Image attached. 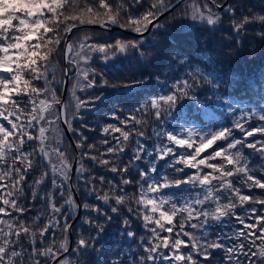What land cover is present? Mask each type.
Returning a JSON list of instances; mask_svg holds the SVG:
<instances>
[{"label": "snow or ice", "instance_id": "1", "mask_svg": "<svg viewBox=\"0 0 264 264\" xmlns=\"http://www.w3.org/2000/svg\"><path fill=\"white\" fill-rule=\"evenodd\" d=\"M180 2L181 0H176L177 4ZM144 3L145 0H123L121 3L116 0H98V4L96 0L87 4H77V0H0V264H69L67 259L58 257L68 252V233L72 227L70 221L79 207L72 197L74 188L69 183L72 164L68 161L62 137L56 141L55 148L49 150L46 144L50 139L46 133L61 123L76 138L75 149L78 155L74 157L77 163L75 191H82L84 196L94 197L106 206L110 200H114L116 205L134 200L138 206L127 208L128 216L122 221L123 234L129 238L134 237L135 233L130 230L132 220L129 217L140 218L142 215V224L147 235L140 237L138 245L143 254L137 256L132 252V258L127 264H202L200 258H203V264H212L214 250L223 253L216 264H264V196H250L241 191V187L264 190V176L257 175L264 173V163L257 168L250 167L249 160L242 153L243 148L251 149L258 153L259 159L264 162V139H256L258 133L264 136V107L253 108L247 112L241 110V115L232 127L201 132L194 127L184 128L181 125L178 130H168L164 126L165 120L174 118L173 112L177 110L181 98L188 97L198 102L195 95L189 97V90L200 83L202 74L197 68L187 73L192 83H189L188 79L177 80L170 86L167 95L152 97L139 108L129 110L132 115L122 120V125L130 121L137 125L145 123L137 120L135 113L141 110L147 112L150 105L155 110V118L160 121V126L152 129L156 140L152 147L145 143L143 132L136 135V146L131 152L132 159L127 164H122L119 157L125 153L126 149L122 145L129 141L128 131L115 125L104 127L105 134L120 132L121 135L115 137V145L106 147L99 155H93L91 153L96 146L87 144L88 136L81 128L73 125L74 119L80 120L81 127L87 128L79 113L82 110H91L95 102L101 99V96H94L81 100L76 96L77 89L81 92L97 87L128 89L146 86L151 78L140 77L123 84H110L104 78L105 73H97L88 67L92 56L74 52V45L66 36L63 48L66 66L61 77L58 76L60 69L53 64L56 58L53 53L60 55L55 46L61 44L63 34L71 32L78 25L99 24L102 28L119 25L141 34L147 32L149 27L160 29L164 27L158 22L160 15L176 6L172 0H153L139 16L134 15L139 8L144 7ZM66 5H70L74 12L80 13L65 17L70 23L59 21ZM209 5L217 9L223 8L224 13L232 17L231 27L236 35L253 21L264 23V15L251 18L245 16L242 20H237L235 9L231 5L217 3V0H203L202 8L199 4L193 5L190 15L187 11L184 15L193 22L214 26L220 22V15L213 12ZM185 8H188L187 3ZM50 23L55 27H49ZM53 32L57 34L48 36ZM34 37L35 43L32 42ZM87 39L86 37L85 40ZM85 47L89 48V53L102 54L105 67H108V62L115 59L117 52L138 50L142 47V42L137 40L124 43L117 40L115 45H87L82 42L80 48ZM139 57L148 60L149 54L139 52ZM73 75L77 82L69 90L70 99L62 101L57 92ZM204 79L211 83L207 76H204ZM36 81H42L43 87L34 86ZM213 87L217 88L219 85ZM13 96L16 98L12 99ZM41 96L45 99H39L37 106L36 100ZM225 103L228 102L225 100ZM29 107L32 109L31 114L21 120L25 108ZM228 110L235 112L236 109L228 104ZM112 115L115 116V113ZM48 116H53V119L49 120ZM254 117L261 123L249 130L247 125ZM235 130L240 131L242 138L237 139L233 135ZM88 131L93 129L88 128ZM193 136L199 140L195 153L186 155L181 152L177 156L178 148L193 147ZM249 137L252 138L251 141ZM217 141L226 142V148L217 145V149L210 155L196 158ZM30 142H38V149L25 151V146ZM103 143L107 145L109 142L104 140ZM37 156L40 160H37ZM105 156H114L117 159H105ZM216 158H220L221 162H214ZM85 159L91 162L93 169L84 166ZM161 161L164 162L163 167L173 169L175 173H183L185 179L169 181L158 169ZM42 162H46V170L29 183L28 176ZM142 163L147 164L146 169L140 166ZM133 167L139 172V180L136 182L138 198L128 196L124 187L133 183L131 179L124 178ZM185 167L194 169L195 172L188 174ZM204 167L210 171L204 172ZM100 168L104 170V174L96 176L94 169ZM108 174L115 175L109 180ZM116 176L120 177L119 183L115 182ZM237 176L242 177L241 187H237L230 179ZM48 179L51 180L52 191L59 190L61 199L67 193L63 204L57 206L55 197L42 191L41 186L46 185ZM181 185L189 186L183 189L189 194L180 197L178 204L173 196L165 195L164 190L175 188L181 191ZM28 193L31 194L33 206L36 202L47 204L48 218L42 228L26 225L23 219L31 210L24 203ZM83 208L86 212H95L99 219L101 212L96 204L84 203ZM238 208L242 210L240 213L237 212ZM111 212L118 213V208L112 207ZM103 216L107 222H111V216L106 213ZM177 216L180 217L178 230L177 224L173 223V218ZM35 220L41 221L42 216L38 214ZM229 220H234V223L229 225ZM163 221H167L169 226ZM85 223L94 225L97 230L96 237L78 239L76 247L72 250L73 255L79 252L87 253L90 248L95 251L94 243L104 231V225L95 221L86 218ZM214 224L229 230L220 231L216 233L215 239H211L210 229ZM186 226L196 230L199 235L186 231ZM164 232L167 235H162ZM57 233L64 236L59 246L56 245ZM49 237L51 243L43 247ZM24 238H28L27 247L22 243ZM257 241L258 251L255 250L258 247ZM165 250L167 255L164 254ZM120 255L121 253H117V256ZM112 264H125V261L117 259Z\"/></svg>", "mask_w": 264, "mask_h": 264}, {"label": "trees", "instance_id": "2", "mask_svg": "<svg viewBox=\"0 0 264 264\" xmlns=\"http://www.w3.org/2000/svg\"><path fill=\"white\" fill-rule=\"evenodd\" d=\"M173 1L175 0H172V2ZM191 1L194 0L184 2L176 10L160 20L159 23L164 27L160 29L152 28L147 35L141 38L132 37L119 31H104L99 29L79 30L72 33L71 42L74 46L76 45V35L81 36V33L86 35L89 41L91 40L98 45H115L117 40L124 43L137 40L141 41L142 47L140 49H129L124 55L118 57L116 60H110L108 62V67H105L104 61L101 58L91 60L89 67L97 73H105L104 78L107 79L110 84H123L140 77L151 78L146 86L140 85L128 89L97 87L90 89L85 93L84 96H86L87 99L94 96H101V99L95 102V105L91 110H83L79 113L82 117L83 124L87 125V128L81 127L80 120H73L74 127L81 128V131L88 136L87 144H94L96 146L91 154L99 155L101 152L105 151L106 147L115 145V137L121 135L120 132H110L109 134L103 133V128L108 125H115L117 128H122L124 131L130 133L129 141L122 145L126 149L123 156L119 157L122 164H127L131 161V152L136 146V135L139 132L144 133L145 143L149 147L155 145L156 140L154 139L152 129L155 128L156 125L160 126V121L156 120L155 111L152 108L148 107L147 112L141 110L140 112L135 113L136 119L142 120L145 123L137 125L134 121H130L128 124L122 125L121 121L132 115L129 111L130 109L134 110L139 108L145 101L157 96L160 91L166 94L167 92L164 90V86L167 83H173L178 79L188 77L187 73L197 68H201L205 75H201L199 85L190 89L189 95L202 94L203 96H208L210 85L213 87V85L218 84L219 87L217 88L221 95L228 97L234 102L257 105L264 100V35H261L264 33V23L253 21L246 25L239 35H236L231 27L232 17L224 13L223 8L218 10L212 5H209V7H212L213 12L220 15V22L214 26L193 22L188 16H185V11H187L189 15L192 11V7L189 5ZM198 1L203 3V0ZM223 1L224 0H217V3L221 4ZM90 2L91 0H77V4H87ZM116 2L121 3L123 0H116ZM151 2H153V0H145L144 7L139 8L134 15L139 16L141 12L148 8ZM96 3L98 4V0H96ZM185 3H187L188 8L191 9H186ZM227 5H231L235 9V18L237 20H242L245 16L251 18L252 16L264 15V0H229ZM79 14V12H74L70 5H66V8L63 10V15H60L59 17V21L70 23V21L65 20V17ZM124 29L132 30L129 28ZM65 36L66 34H63L61 36V44L55 46L59 49L60 55L56 56V54L53 53V56L56 57L53 60V64L60 69L58 76L61 77L63 70V48ZM50 37H52V35ZM49 47H51V45H49ZM130 52L133 53L131 57L127 56ZM139 52L149 54L148 60L141 59L139 57ZM109 55L111 56L112 54L109 53ZM204 76H207L208 79L211 80V83L206 82ZM74 78L73 75V78L69 83L66 101L70 99L69 90L74 82ZM189 82L192 83V80L190 79ZM99 83L100 80L99 77H97V84ZM61 90L62 88L58 90L59 99L61 98ZM87 99L84 97L83 100ZM184 105L185 100L181 102L180 99L178 101L177 110H174L173 113L180 111ZM188 108L189 114L191 108L190 106ZM73 112H75V109H73ZM113 113H115V116L112 115ZM181 114L177 116L178 119L181 118ZM223 123L224 127H232L234 120L229 118L224 119ZM259 123L258 119L253 118L247 127L250 130L251 128L258 126ZM60 128L62 130L61 125ZM88 128L93 129V131H88ZM233 135L237 139L242 138V134L239 130H235ZM62 138L64 148L67 149L66 155H68V161L71 163L74 159L75 153L63 130ZM72 138L75 142L76 138H74L73 135ZM248 139L249 141L252 140L251 137ZM256 139H264V136H261V134L258 133L256 134ZM104 140H108L109 143L105 145L103 143ZM217 145L221 148H226V142L218 141L211 147L206 148L204 152L200 153V156L196 158L199 159L210 155L214 149H217ZM33 148H36V142H30L25 146L24 150L31 151ZM242 153L243 156L249 160L250 167L257 168L264 163L259 159V154L251 149L243 148ZM104 158L117 159V157L114 156H105ZM37 160H40V158L37 157ZM9 162H11V160H9ZM214 162L220 163V158H216ZM83 163L86 168H94L91 162L87 159H85ZM140 166L145 169L147 168L146 163H142ZM177 166L184 167L183 165ZM46 168V162L40 163L39 166H37L28 176V182L30 183L32 180L38 178L41 172L46 170ZM162 168L163 164L160 163V166H158L159 171H161ZM208 171L210 170L204 167V172ZM185 172L192 174L195 170L185 167ZM94 174L96 176L102 175L104 174V170L102 168L94 169ZM114 175L115 174H108L107 179H113ZM164 175L168 177L169 181L185 179L183 173H175L173 169L170 168L165 170ZM257 175L264 176V173H257ZM124 178L133 181L131 185L124 186L126 194L138 198V184L136 182L139 180V172L134 167L130 168ZM241 178L242 177L237 176L230 179L233 180V183L237 187H241ZM119 180L120 177L116 176L115 182L119 183ZM73 183L76 188V173ZM44 186L46 188L44 191L47 193L49 191L52 192L50 179L46 181V185ZM185 186L186 185H181V191L172 188L165 189L164 192L178 197L185 193L183 191ZM41 187L43 188V186ZM97 187L99 188L100 186L97 185ZM241 191L243 194L250 196H264V190L257 188L249 190L241 187ZM77 193L81 204V213L80 217L72 227L73 246L62 259H67L69 264H112V262L117 259L123 260L125 261V264H127V261L132 258V252H135L137 256L143 254L140 247H138L140 237L147 235L143 228L142 215L140 218L129 217L132 220L130 230L135 233V236L129 238L123 234L124 226L122 221L128 216L127 208L130 206L138 207L134 203V200H128L121 205H116L114 200H110L109 205L106 206L103 205L102 202L97 201L94 197L84 196L82 191ZM52 195L55 197L57 206L63 204L64 199H67V193L63 199L60 198L59 190L54 191ZM222 202L227 203L226 200H222ZM24 203L26 207L31 209L23 217L26 225H30L37 229L42 228L43 223L46 222L48 218L47 204L44 202H36L33 206L30 193H28L27 200ZM84 203L96 204L100 207L101 215L99 219H97V214L95 212H86L84 210ZM112 207H117L118 213H112ZM241 211V209H237L238 213ZM76 212L77 210L74 212L71 221L75 217ZM104 213L112 217L110 223L104 219ZM38 214L42 216L41 221L35 220V217ZM13 215H15V213H13ZM86 218L95 221V223L104 225V231L94 243L95 251L90 248L87 253L79 252L73 255L72 250L76 247V241L78 239L81 237L86 239L96 237V228L92 224L85 223ZM179 219V216L173 218V223L177 224V230ZM228 223L231 225L234 223V220H229ZM185 230L196 232V230L189 229L187 226ZM228 230V228H223L222 226L214 224L210 229V238L215 239L216 233ZM196 234L199 235L198 232H196ZM162 235H167V233L164 232ZM27 239L28 238H24L22 240V243H24L26 247L28 246ZM38 239L39 236H37V240ZM63 239V234L57 233L56 245L59 246V243L63 241ZM48 243H51V237H49V240L43 247H47ZM257 245L258 247L255 249L256 251L259 250V241H257ZM117 253H121V255L117 256ZM164 254H168L167 250H165ZM222 255L223 253L219 250H214L213 258H211L212 264H216L217 260H219ZM200 259L203 264V258Z\"/></svg>", "mask_w": 264, "mask_h": 264}, {"label": "rangeland", "instance_id": "3", "mask_svg": "<svg viewBox=\"0 0 264 264\" xmlns=\"http://www.w3.org/2000/svg\"><path fill=\"white\" fill-rule=\"evenodd\" d=\"M196 4H199L200 7L202 8V3L200 1H198V0H194V1H191L189 3V5L192 8H193V5H196ZM187 9H191V8H187ZM62 12H63V10H62ZM49 17H50V14H49ZM48 26L49 27H53V28L55 27V25L51 24V23ZM56 34L57 33L53 32V33H49L48 36H51V35L55 36ZM142 37H144V36H142ZM85 38H86V35H84L83 33H81V36L76 35V37H75L76 45L74 46V52L79 51V52H82L84 55H89L90 54L93 59H98V58L102 59V54L96 53V52L89 53V48L88 47H85L83 49L80 48V44L82 42H85L87 45H98V44L93 43L91 40L90 41L88 39L85 40ZM138 38H141V37H138ZM133 39H137V38H133ZM32 42L35 43V37L33 38ZM132 54L133 53L130 52L127 56L131 57ZM88 67H89V65H88ZM199 69H200L201 74L205 75V73L202 71V69L201 68H199ZM25 78H29V77H25ZM184 79H188L190 81L189 77H184V78L178 79V80H184ZM37 82H39V83H37ZM76 82L77 81L74 78V82L72 83V85L74 83H76ZM172 84H174V82L173 83H167L164 86V90L167 92L166 94L163 93L162 91H160L159 94L157 96H155V97H159L160 95H167L168 92H169L170 86ZM34 86H36L38 88H42L43 87V82L42 81H36ZM70 89H72V86H71ZM85 93L86 92L79 91V89L76 90V96L81 98V100H83L84 97L87 99V97L84 96ZM57 95H58V92H57ZM192 95L193 94H190L189 97L192 96ZM195 96L197 97L198 102L197 101H193L192 99H190L188 97L181 98V102H183L185 100V105L181 108L180 111H178L176 113H173V117L174 118L165 120V125L164 126L168 130H178L181 125H183L184 128L194 127L197 131H201V132H207V131H210V130H218L219 128L224 127L223 126L224 119H228L229 118L231 120H234V122H235L237 120V118L241 115V110L247 112L248 110L253 109V108L259 109L261 107H264V100L260 104H257V105H249V104H246V103L234 102L231 99H229L228 97H226L224 95H221V93L218 90V88H214L211 85L209 87V95L208 96H203L202 94H196ZM15 98H16L15 96L12 97V99H15ZM39 99H45V97L41 96V97H39L36 100V105L37 106H39ZM225 100L228 103H225ZM50 102L51 101L49 100V103ZM73 103H74V101H73ZM228 104H231L233 106V108L236 109L235 112H230L228 110ZM10 105H11V100H9V107H10ZM189 106L191 108V112L189 113L190 115L188 114V111H189L188 107ZM149 108H151L150 105H149ZM31 112H32V109L30 107L29 108H25V112L21 116V120H24L26 116L31 114ZM179 114H181L180 115L181 116L180 119L177 118V116ZM46 115H47V113H46ZM254 118L258 119L256 117H254ZM48 119L49 120L53 119V116H48ZM242 123H243V121H242ZM44 126L47 127L46 124ZM155 128H159V126L156 125ZM35 134L36 133H33V135H35ZM46 135L50 138L49 141H46L48 149L50 150L51 148H55L57 146L56 141H59L61 139V137H62V130L60 128V125H58L57 128H54L52 131L46 133ZM183 138L187 139V137H183ZM192 143H193V147L192 148H189V149L178 148L177 149V156H179L181 154V152H184V154H186V155L187 154H194L195 153V148L199 146V140H198V138L196 136H193ZM38 147H39V143L36 142V148L38 149ZM37 157L40 158L39 156H37ZM160 163L164 164L163 161H161ZM166 169H167V167H163L161 169V172H163V174H164ZM158 179H159V177H158ZM5 183H7V181H5ZM187 187H189V186L186 185L185 188H187ZM44 190H46L45 186H43L42 191L47 193ZM48 193L52 194L53 191L52 192L49 191ZM164 194L173 196L172 194L166 193V192H164ZM187 194H189V193L185 192L183 195H180L178 197L177 196H173V198L176 199L178 204H179V202H180L179 198L184 196V195H187ZM157 218H158V214H157ZM5 219H7V217H5ZM163 222L166 224V226H169L167 224V221H163ZM150 227H151V225H150Z\"/></svg>", "mask_w": 264, "mask_h": 264}, {"label": "water", "instance_id": "4", "mask_svg": "<svg viewBox=\"0 0 264 264\" xmlns=\"http://www.w3.org/2000/svg\"><path fill=\"white\" fill-rule=\"evenodd\" d=\"M186 1H188V0H181V2H180L179 4L176 3V0L173 1V4H175L176 6L173 7L172 9H170L169 11L162 13V14L160 15L159 19H158V22H159L160 20H162L164 17L168 16V15H169L171 12H173L178 6L182 5V4H183L184 2H186ZM228 2H229V0H224L221 4H222V5H227ZM213 7H214V6H213ZM214 8H215V7H214ZM216 9H217V8H216ZM221 9H222V8H220V9H218V10H221ZM89 29H99V30H104V31H119V32H121V33H124V34L129 35V36H132V37H142V36L147 35V34L150 32V30H151L152 28L149 27V30H148L147 32H144V33L141 34V33H137V32H135V31H133V30L124 29V28L119 27V26H112V27H110V28H102L99 24H85V25H78L77 28H73L71 32L66 33V38H67V40L71 41V35H72V33H73L74 31H79V30H89ZM124 54H125V53H119V52H117V53H116V57H115L114 60H116L118 57H120V56H122V55H124ZM65 66H66V65H65V62H64V59H63V68H64ZM65 79H67V78L65 77ZM69 83H70V80H68V82L62 87V90H61V98H60V100H62V101H66V97H67V92H68ZM58 108H59V105H57V109H58ZM60 125H61V127H62V130H63V132H64L66 138L69 140L70 144L72 145V147H73V149H74V153H75L74 157H75L76 155H78V152H77V150L75 149V142H74V140H73V138H72V135H71V133H69V132L67 131V128H66V126H65L64 124L61 123ZM71 164H72V175H71V179H70L69 183H71L72 186H73V188H74V191H73L72 195H73V197H74V199H75V201H76V204L79 206V207L77 208V212H76L75 217H74L73 220L71 221V225H72V227H73L74 223H75V222L78 220V218L80 217V213H81V204H80V200H79V197H78V193H77V191H75V186H74V183H73V179H74V176H75V173H76L75 170H76V167H77V163H76L75 159H73V161L71 162ZM72 227H71V229L69 230V233H68V252L71 250V248H72V246H73V232H72ZM68 252H67V253H68ZM67 253H62V254L58 257V259H62L64 256L67 255Z\"/></svg>", "mask_w": 264, "mask_h": 264}]
</instances>
